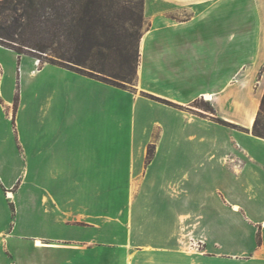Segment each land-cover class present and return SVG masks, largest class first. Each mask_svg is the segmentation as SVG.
<instances>
[{
	"label": "crops",
	"instance_id": "crops-1",
	"mask_svg": "<svg viewBox=\"0 0 264 264\" xmlns=\"http://www.w3.org/2000/svg\"><path fill=\"white\" fill-rule=\"evenodd\" d=\"M144 10L137 88L189 107L209 95L217 117L252 129L264 92L256 97L249 83L264 60V0H145ZM181 11L188 17H175ZM0 54L15 61L10 70L0 60V264H95V235L118 228L95 209V185L115 182L96 172L100 144L113 136L129 147L109 148L107 169L123 171L125 186L145 170L138 205L125 202V235L194 217L202 196L204 234L246 254L236 244L246 223L263 234L250 248L264 263V139L3 46Z\"/></svg>",
	"mask_w": 264,
	"mask_h": 264
},
{
	"label": "rangeland",
	"instance_id": "rangeland-1",
	"mask_svg": "<svg viewBox=\"0 0 264 264\" xmlns=\"http://www.w3.org/2000/svg\"><path fill=\"white\" fill-rule=\"evenodd\" d=\"M243 1L245 2V0ZM237 3L240 4V0H237ZM143 11L144 25L141 30L142 37L150 25L149 20L145 16V10ZM175 17L187 18L188 15L186 11H181L176 12ZM138 55L139 57L136 74L134 75L133 80L130 83H125L126 87L122 89L136 93L137 95H141L142 97H145L154 103L164 104L181 111H187L189 113H195V115L200 118H211L213 122L229 130H236L243 133H248L251 131L253 134L254 123L252 129H247V125L241 122L236 124L219 118L216 116L217 114H215V109L213 106L210 103H206L204 98H201L192 104L193 107H189L181 106L170 100H165L153 94L140 91L137 88V85L139 84L138 67L140 62V52H138ZM34 59H37L40 65L50 64L47 60H44V58ZM0 60L10 70H12L11 68L14 67L15 61L13 58L0 54ZM73 66L75 68L78 67L74 64ZM84 70L85 72L90 71L87 68H84ZM237 77L240 76H231L229 82H233V84L236 83L238 81ZM249 83L252 86L251 93L256 97H259L261 91L264 90V60H262L257 74L254 75L252 79L250 78ZM12 84L13 83L11 80L6 81L5 83L4 88L5 95L7 97L8 94L11 93ZM246 94H248L247 90ZM246 94L243 96L241 101L243 104H246ZM262 97L260 99L255 120L260 112ZM194 108H196V110ZM199 110L206 111L208 114H204ZM231 112L232 109L229 107L227 109V113ZM115 146L120 148L126 146V148H128L129 138L126 136L122 138L119 136L108 137L104 138L100 144V154L98 155L100 169L95 171L98 173V175H100L102 180H105L106 178L108 179V177H110L114 178L115 182L112 184L106 182L103 185H95V198H97V201L95 202V209L98 210L97 213L101 217H111L112 220H109V224L115 223L118 228H113V231H116V234L102 233L95 235V264H261L260 262L262 261L253 259V252H251L252 248L250 247L253 245V243H258L259 239L262 241L263 234L260 231L254 233L253 228L247 227L246 223L243 226V234L239 238V242L236 243L239 248H244V250L248 251L246 254L241 252L242 254L233 255L234 242L229 240L228 245L222 248L220 245L219 235L206 236L204 234L202 196H197L198 200L195 207L194 217H191L188 214L185 219H175L167 226V228L162 230L161 228L156 227L149 234L125 235L123 231L125 202L128 200L127 198H129V205H138L137 203L135 204L134 201L137 197L141 196L139 179L145 173V170L131 171L130 175L132 178V186H125V173L123 171L114 172L113 168L107 169L109 166L112 167V165H114L108 150L109 148H113ZM145 149L147 164L150 163L155 157L157 139H152ZM122 169L124 170V166ZM108 170L114 172V175H110V171ZM96 172L95 179L99 177ZM157 189L158 191H162L163 187L160 186ZM5 192L8 191L5 190ZM153 194L155 193L153 192ZM7 202L11 207H13L10 200H7ZM181 203V207L184 206V209H187L188 204L186 202V204L184 202ZM109 224L107 226H109ZM104 230L109 231V229ZM80 250L83 253L87 251L86 247H83ZM57 254L59 257L60 253ZM84 257L88 258L90 256H87L86 252ZM59 258V264H64L65 260L63 259L62 262L61 256ZM74 260L76 259L74 258Z\"/></svg>",
	"mask_w": 264,
	"mask_h": 264
},
{
	"label": "trees",
	"instance_id": "trees-1",
	"mask_svg": "<svg viewBox=\"0 0 264 264\" xmlns=\"http://www.w3.org/2000/svg\"><path fill=\"white\" fill-rule=\"evenodd\" d=\"M143 10L144 0H0V45L125 88L137 71ZM253 134L264 139V95Z\"/></svg>",
	"mask_w": 264,
	"mask_h": 264
},
{
	"label": "bare ground",
	"instance_id": "bare-ground-1",
	"mask_svg": "<svg viewBox=\"0 0 264 264\" xmlns=\"http://www.w3.org/2000/svg\"><path fill=\"white\" fill-rule=\"evenodd\" d=\"M205 100L208 101V102H210V101L212 100V98H211V96L206 95V96H205Z\"/></svg>",
	"mask_w": 264,
	"mask_h": 264
}]
</instances>
